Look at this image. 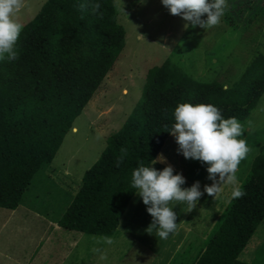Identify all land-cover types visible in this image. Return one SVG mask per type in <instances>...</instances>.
<instances>
[{
  "label": "trees",
  "instance_id": "obj_1",
  "mask_svg": "<svg viewBox=\"0 0 264 264\" xmlns=\"http://www.w3.org/2000/svg\"><path fill=\"white\" fill-rule=\"evenodd\" d=\"M99 4L94 11L93 5ZM86 7L81 10L80 5ZM17 58L0 60V207L15 208L36 172L54 159L66 132L126 44L113 0H44L24 24ZM264 92V52L231 84L194 77L166 58L149 68L141 94L107 137L97 161L58 222L103 237L118 232L130 198L133 170L150 166L171 134L180 103L212 104L227 119H245ZM126 150V151H122ZM123 157L122 163L117 161ZM200 245L188 244L179 264H264V241L251 259L241 254L264 219V142Z\"/></svg>",
  "mask_w": 264,
  "mask_h": 264
},
{
  "label": "rangeland",
  "instance_id": "obj_2",
  "mask_svg": "<svg viewBox=\"0 0 264 264\" xmlns=\"http://www.w3.org/2000/svg\"><path fill=\"white\" fill-rule=\"evenodd\" d=\"M43 1L24 0V7L17 14L19 22L24 24L31 19ZM113 2L116 19L126 28V44L113 69L74 119L75 126L66 132L54 159L44 163L34 175L32 185L22 194L23 201L44 200L48 195L63 200L65 205L71 199L82 184L85 170L97 161L105 149L107 137L120 127L138 100L151 66L161 64L166 58H170L198 79L218 80L224 85H231L251 59L257 53L264 52V0H227L228 7L220 23L206 29L199 25L193 26L182 16L170 14L163 6L162 0H113ZM201 19H206V15ZM238 121L245 129L240 138L245 139L250 151L239 164L236 173L237 186L250 171L252 161L264 142V92L250 114ZM166 141L167 146L170 145L174 161L177 160L189 176L197 179L201 185L213 183L208 179L207 164L186 159L182 152L178 151L179 145L172 134ZM66 166L67 171L61 170L67 176H63L58 182V187L49 182L37 188L36 181L42 170L49 168V171H53L50 168ZM222 187V193L215 198L206 192L202 196L201 203L205 208L204 210L202 207L203 213L208 217L200 229V235L196 237L197 242L203 240L206 231L231 197L233 186L225 184ZM177 203L172 202L170 207L178 214L177 209L181 207V203L176 206ZM147 207L142 203L140 210L143 212ZM139 217L142 218V214H139ZM59 230L82 236L74 229ZM82 234L89 236L86 232ZM16 236L21 237L20 233ZM26 237L28 238V235ZM101 239L104 237H100ZM262 241L264 219L249 239L241 257L249 259L254 254L253 247ZM82 243L79 242V246ZM78 248L80 250V247ZM97 249L99 251L96 264H150L154 258L152 251L145 249L127 235L122 237L120 242L117 238L116 244L112 243L104 248L103 252L98 247ZM101 256L104 259H101Z\"/></svg>",
  "mask_w": 264,
  "mask_h": 264
},
{
  "label": "clouds",
  "instance_id": "obj_3",
  "mask_svg": "<svg viewBox=\"0 0 264 264\" xmlns=\"http://www.w3.org/2000/svg\"><path fill=\"white\" fill-rule=\"evenodd\" d=\"M162 4L170 14L182 16L193 26L199 25L203 29L218 25L228 7L227 0H162ZM23 7L24 0H0V60L17 58L15 46L24 28L17 14ZM85 7L84 4L80 5L81 10ZM92 7L96 11L100 5L97 3ZM205 15L206 19H201ZM174 120L170 133L179 145L178 151L186 159L208 165V179L213 183L211 186L205 185L204 191L215 198L222 193V186L227 184L233 186L232 199L246 195L237 186L236 175L240 162L250 151L245 139L240 138L244 134V126L235 117L225 119L216 106L203 103H180L174 109ZM122 161L123 157L117 161V166ZM157 162H165L162 154L151 160L150 166L141 164L134 169L132 187L137 189L135 193L148 206L147 212L153 218L146 231L151 234L155 230L156 236L167 239L178 231L177 213L170 204L184 203L190 212L203 193L199 181L189 188H182L185 178L181 174L174 175L171 166L162 171L156 170L152 165ZM104 241L113 243L110 237H104ZM101 259L104 257L101 256Z\"/></svg>",
  "mask_w": 264,
  "mask_h": 264
},
{
  "label": "crops",
  "instance_id": "obj_4",
  "mask_svg": "<svg viewBox=\"0 0 264 264\" xmlns=\"http://www.w3.org/2000/svg\"><path fill=\"white\" fill-rule=\"evenodd\" d=\"M170 149V145L167 146V141H165L156 156L157 158L162 154L165 162H157L152 167L162 171L165 167L171 166L174 175L181 174L185 178V183L181 187H191L198 180L189 176L177 160L174 161ZM50 169L53 171H49V168L41 171L36 181L37 188L49 182L58 187V182L63 179V176L65 177L64 171L68 170V166ZM34 179L35 176L30 185ZM211 183L204 185L200 183V191L204 194L205 185L211 186ZM202 196L199 198L196 207L190 212H188L186 204L181 203V207L177 209L179 211L176 221L178 231L175 234H170L167 239H161L156 236L155 230L151 234L146 231L153 218L147 209H143V212L140 210L143 200L134 193L119 219L118 232L113 238H118L120 242L122 237L131 236L142 247L144 246L145 249L154 253V258L150 264H179L181 258L176 261L173 260L178 252L191 243L200 245L219 216L206 231L203 240L197 242L196 237L200 235V229L208 217L203 213ZM21 199L15 208L0 207V264H96L98 251H94V249L98 247L103 252L104 248L111 245L101 241L104 239L100 240V237L103 236L96 237L97 235L93 234L84 236L82 231L74 229L77 231L76 233H79L78 235H82L76 236L72 232L59 230L64 227L59 224L58 220L71 199L65 205H63V200L48 195L44 197V200L28 199L23 201ZM179 204L177 203L176 206ZM139 214H142V218L139 217ZM138 222L140 223L138 224ZM18 233L21 237L16 236ZM116 239L112 240L113 244H116ZM81 241L83 243L79 246ZM255 247L256 245L253 247V251Z\"/></svg>",
  "mask_w": 264,
  "mask_h": 264
}]
</instances>
